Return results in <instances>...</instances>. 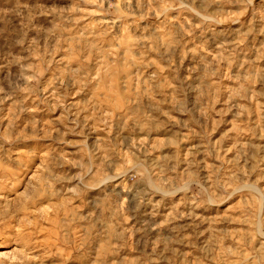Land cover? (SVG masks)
Instances as JSON below:
<instances>
[{"label": "rangeland", "instance_id": "rangeland-1", "mask_svg": "<svg viewBox=\"0 0 264 264\" xmlns=\"http://www.w3.org/2000/svg\"><path fill=\"white\" fill-rule=\"evenodd\" d=\"M0 264H264V0H0Z\"/></svg>", "mask_w": 264, "mask_h": 264}]
</instances>
